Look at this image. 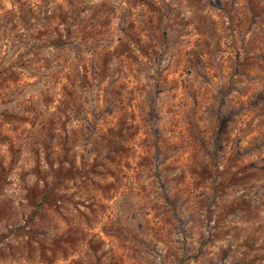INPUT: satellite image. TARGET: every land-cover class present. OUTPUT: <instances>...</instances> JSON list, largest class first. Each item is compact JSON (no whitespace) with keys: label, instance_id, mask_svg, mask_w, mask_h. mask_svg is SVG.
I'll return each mask as SVG.
<instances>
[{"label":"rangeland","instance_id":"374dc122","mask_svg":"<svg viewBox=\"0 0 264 264\" xmlns=\"http://www.w3.org/2000/svg\"><path fill=\"white\" fill-rule=\"evenodd\" d=\"M0 264H264V0H0Z\"/></svg>","mask_w":264,"mask_h":264}]
</instances>
